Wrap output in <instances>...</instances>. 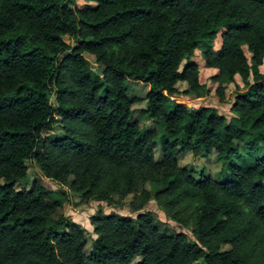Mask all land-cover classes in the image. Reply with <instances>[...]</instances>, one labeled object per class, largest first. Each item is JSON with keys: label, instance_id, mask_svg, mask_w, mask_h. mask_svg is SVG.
Returning a JSON list of instances; mask_svg holds the SVG:
<instances>
[{"label": "trees", "instance_id": "1", "mask_svg": "<svg viewBox=\"0 0 264 264\" xmlns=\"http://www.w3.org/2000/svg\"><path fill=\"white\" fill-rule=\"evenodd\" d=\"M86 1L93 5L0 0V264H131L136 257L135 264H264V0ZM219 30V50L203 51L218 72L201 83L194 50ZM235 75L247 88L235 93L230 121L214 107L171 98H198L216 83L223 100ZM128 79L148 86L143 99L161 129L157 139L155 129L131 120L141 98L129 97ZM57 119L61 134L43 137ZM185 151L214 154L230 179L180 166ZM28 160L61 188L33 181L17 190ZM65 186L85 203L121 205L131 195L136 216L92 214L95 238L85 254V229L59 213ZM151 200L191 226L195 239L140 212Z\"/></svg>", "mask_w": 264, "mask_h": 264}, {"label": "rangeland", "instance_id": "2", "mask_svg": "<svg viewBox=\"0 0 264 264\" xmlns=\"http://www.w3.org/2000/svg\"><path fill=\"white\" fill-rule=\"evenodd\" d=\"M93 5V2H88L86 0H75L74 6L76 8H82L84 6H91ZM220 30L217 33V37L213 42L210 43H204L201 46L197 47L194 50V60L198 64L199 69V80L201 83H208L209 77L212 74H215L218 72L216 68L208 67L205 64V58L203 55V51L207 48H210L214 52L218 51L221 45V39H220ZM63 39L65 42L70 44L71 46H75L76 43L74 42L73 38H71L69 35H64ZM242 50L248 60V63L252 65L251 60V53L248 50L247 46L245 44L241 45ZM86 57L90 60L92 64V72H99V68H97L96 63H94L93 56L86 55ZM184 64V60L181 63V66ZM259 71L264 74V61L261 65H259ZM235 82L230 83L226 87L225 96L223 100H220L219 97L215 94V87L216 83L209 86L210 91L206 95L200 96V97H194L193 95L190 96H184V95H172L171 98L174 99L176 102L183 103L184 105L188 107H194L198 108L203 105L214 107L217 109L220 113L225 114L227 116V119L230 121L233 118V114L230 112V104L233 100V97L236 92H241L246 90L247 85L242 81V78L240 75H235L234 77ZM225 80L223 82L224 85H226ZM128 86V95L131 98L134 97H140L141 100L139 102L134 103L131 106V120H136L139 123V126L142 131H147L149 129H155L156 131V139L161 134V129L159 128L158 124L148 116L146 111V103L143 98H145V94L148 91V86L144 84L143 82H137L132 79H128L126 82ZM177 88L179 90H184L187 87V84L185 82L179 81L176 84ZM51 101L54 104V96L51 97ZM61 134L60 131V124L59 119H57L56 123L53 125V128L51 130H43L42 136L46 138H54ZM241 148V151L243 153L246 152L245 147L238 141H235ZM160 149L159 145L155 148V157L157 160L160 159ZM178 163L180 166H186L187 168L191 169L195 172V175H197V172L203 171L206 174H209L212 176L213 179L218 181H224L230 179V173L229 171L225 170L222 171V164L221 162L216 158V156L213 154L209 157H203L201 154H193L191 151H185L178 157ZM27 165V177L25 180L19 181L16 183L15 188L17 190L20 189H31L33 185V181L41 182L45 188L48 190L55 192L61 188V185L57 184L54 181H51L44 177L43 173L40 171V169L35 165L33 161H26ZM64 190H66V198L63 202L62 208L59 210V213H63L64 215L68 216L71 220H74L81 224V226L86 231V240L87 243L84 247L85 254H89L91 252L92 248V242L95 238V235L93 233V227L89 224V217L97 212L98 210H102L105 213H118L122 215H131L132 217L136 216V213H133L130 210L129 202L132 199L131 195H127L123 201L121 202V205L117 204H108L105 201H90L88 203L82 202L79 198L78 194L75 191H72L69 189V186L62 187ZM147 189H152V186L147 183L146 184ZM144 211H151L153 212V215L155 218L160 219L162 222H164V226L162 227L165 231L170 232H184L190 239L194 240V235L191 230V226L189 227H182L180 224L176 223L173 220H170L166 214L165 211H163L160 206L154 201L151 200L146 204L144 208L140 210V212ZM189 225V224H188ZM230 249V245H223L222 250H228ZM140 261L139 257L134 258V260L131 262V264H135ZM92 264V263H88ZM198 264H204L201 260Z\"/></svg>", "mask_w": 264, "mask_h": 264}, {"label": "crops", "instance_id": "3", "mask_svg": "<svg viewBox=\"0 0 264 264\" xmlns=\"http://www.w3.org/2000/svg\"><path fill=\"white\" fill-rule=\"evenodd\" d=\"M89 2V1H88Z\"/></svg>", "mask_w": 264, "mask_h": 264}]
</instances>
